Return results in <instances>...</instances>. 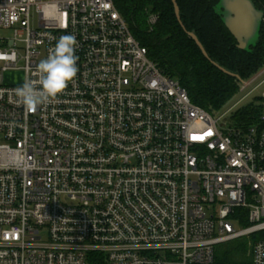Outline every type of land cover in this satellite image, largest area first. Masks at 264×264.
<instances>
[{"label": "built area", "instance_id": "obj_1", "mask_svg": "<svg viewBox=\"0 0 264 264\" xmlns=\"http://www.w3.org/2000/svg\"><path fill=\"white\" fill-rule=\"evenodd\" d=\"M67 34L77 76L26 110L5 74L37 79ZM234 110L195 104L116 0H0V264H264V101ZM249 236L252 260L217 261Z\"/></svg>", "mask_w": 264, "mask_h": 264}, {"label": "trees", "instance_id": "obj_2", "mask_svg": "<svg viewBox=\"0 0 264 264\" xmlns=\"http://www.w3.org/2000/svg\"><path fill=\"white\" fill-rule=\"evenodd\" d=\"M253 1L264 11V0ZM219 2L177 0L179 19L173 0H116L120 13L134 36L147 47L149 56L165 74L180 82L195 104L211 113L226 107L240 92L241 81L264 68V20L257 44L250 50L241 49L222 16L217 14ZM152 13L159 17L153 26L148 21ZM192 34L197 36L208 56ZM263 101V96L256 97V101L238 108L232 113L231 121L244 126L259 123ZM240 247L218 255L217 261L240 260Z\"/></svg>", "mask_w": 264, "mask_h": 264}, {"label": "clouds", "instance_id": "obj_3", "mask_svg": "<svg viewBox=\"0 0 264 264\" xmlns=\"http://www.w3.org/2000/svg\"><path fill=\"white\" fill-rule=\"evenodd\" d=\"M75 35H62L46 59L40 61L37 79L26 78L15 89L19 102L30 112L51 103L68 87L78 73Z\"/></svg>", "mask_w": 264, "mask_h": 264}, {"label": "water", "instance_id": "obj_4", "mask_svg": "<svg viewBox=\"0 0 264 264\" xmlns=\"http://www.w3.org/2000/svg\"><path fill=\"white\" fill-rule=\"evenodd\" d=\"M173 2L178 18L180 19L177 0H173ZM216 11L217 14L222 16L226 27L236 38L239 48L250 50L251 46L257 44L264 20V11L258 9L253 0H220L219 4H217ZM192 37L200 45L205 56H208L197 36L192 34ZM224 71L231 74L227 70Z\"/></svg>", "mask_w": 264, "mask_h": 264}, {"label": "rangeland", "instance_id": "obj_5", "mask_svg": "<svg viewBox=\"0 0 264 264\" xmlns=\"http://www.w3.org/2000/svg\"><path fill=\"white\" fill-rule=\"evenodd\" d=\"M5 77H6V82L8 83L21 84L24 82V72L22 70H11L5 74ZM245 82L248 83L247 90H245V92L242 91V86H241L240 92L236 94L226 104V107H224L220 112H224L225 110L228 109V107L230 108L232 106L233 109H235L234 111H236L238 108L243 107V105L256 101V97H261V96L264 97V68L260 70L257 74H255L252 78L245 80ZM247 93L249 94L245 95ZM1 139L2 137H0V143H1ZM255 240H256L255 237L249 236L236 241L220 244L216 247L217 257L218 255H223L231 252L232 249H234L235 247L238 248V246L239 247L241 246L240 247L241 257L240 260L237 259L236 262H248L252 260L253 257L249 255L252 249L250 244L254 243Z\"/></svg>", "mask_w": 264, "mask_h": 264}]
</instances>
